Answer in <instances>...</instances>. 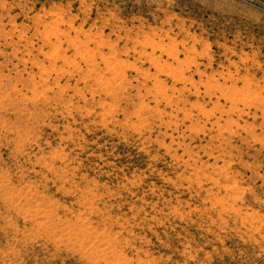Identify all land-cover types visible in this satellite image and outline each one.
Wrapping results in <instances>:
<instances>
[{
  "label": "rangeland",
  "instance_id": "rangeland-1",
  "mask_svg": "<svg viewBox=\"0 0 264 264\" xmlns=\"http://www.w3.org/2000/svg\"><path fill=\"white\" fill-rule=\"evenodd\" d=\"M0 264H264V0H0Z\"/></svg>",
  "mask_w": 264,
  "mask_h": 264
},
{
  "label": "bare ground",
  "instance_id": "bare-ground-1",
  "mask_svg": "<svg viewBox=\"0 0 264 264\" xmlns=\"http://www.w3.org/2000/svg\"><path fill=\"white\" fill-rule=\"evenodd\" d=\"M187 60V59H186ZM17 209V208H16Z\"/></svg>",
  "mask_w": 264,
  "mask_h": 264
}]
</instances>
